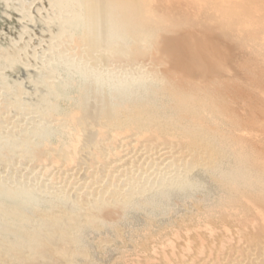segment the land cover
Returning a JSON list of instances; mask_svg holds the SVG:
<instances>
[{
	"label": "rangeland",
	"instance_id": "obj_1",
	"mask_svg": "<svg viewBox=\"0 0 264 264\" xmlns=\"http://www.w3.org/2000/svg\"><path fill=\"white\" fill-rule=\"evenodd\" d=\"M142 1L146 18L138 35L152 49L149 56L160 52L164 60L176 61L190 89L168 92L164 80L143 76L127 79L124 87L104 86L116 100L124 95L170 128L193 132L211 152L190 168L181 185L150 188L118 203L87 201L93 215L86 220L69 200L40 191L45 187L40 172L31 181L37 191L5 179L0 183V264H136L151 260L153 249L176 230L234 211L233 198L263 201V178L254 166L264 161V0ZM77 8L73 0H0L3 174L22 179L27 166L34 168L32 150L60 138L58 126L39 114L47 118L73 108L92 109L93 91L85 90L77 68L62 64L67 43L81 27ZM100 32L131 42L133 31L113 24ZM216 79H227L217 94L207 87ZM230 83L235 85L229 88ZM59 206L81 220L63 234L58 231L59 239H46L51 228L40 215ZM46 243L60 248V260L46 256Z\"/></svg>",
	"mask_w": 264,
	"mask_h": 264
},
{
	"label": "bare ground",
	"instance_id": "obj_2",
	"mask_svg": "<svg viewBox=\"0 0 264 264\" xmlns=\"http://www.w3.org/2000/svg\"><path fill=\"white\" fill-rule=\"evenodd\" d=\"M73 2L78 6L75 14L82 18L81 27L74 42L68 45L71 38H65L69 50L65 52L62 64L68 70L72 66L77 68L85 80V90L93 91L94 101L89 103L92 109L77 111L73 108L71 113L51 114L47 118L39 114L40 120L48 119L51 125L58 126L60 138L53 145L45 144L43 148L32 150L35 161L30 163L34 168L27 166L22 179L0 172V183L8 180L15 185L28 184L37 191L40 188L31 181L37 177L33 174L40 172L45 185L40 191L58 195L75 204L76 215L86 220L93 215L87 201L118 203L150 188L181 185L186 181L190 168L203 164L211 149L193 132H178L170 128L142 105L124 100V95L116 100L105 87V84L109 89L124 87L127 79L143 76L149 80H164L163 90L168 92L190 89L191 82L180 76L176 61L164 60L160 52L157 57L151 53L152 57L149 56L148 51L152 49L149 50L142 35H138V28L146 18L143 1ZM113 24L132 30L131 42H116L108 34L100 32V27ZM226 80L216 79L207 87L217 94L219 85L223 88ZM196 85L198 87L194 88L199 89L200 85ZM233 85L235 83H230L228 87ZM254 167L263 178L264 193V161ZM262 197L260 202L233 198L234 211H222L218 221L207 219L184 230H176L153 249L151 260L144 257L136 264H264V194ZM76 215L71 217L63 207L42 212L40 216L51 228L45 238L59 239L61 234L58 231H63V234L76 220H81ZM45 247L48 258L60 252V248L54 249L49 243ZM55 256L51 259L54 260ZM56 257L60 260L62 256Z\"/></svg>",
	"mask_w": 264,
	"mask_h": 264
}]
</instances>
